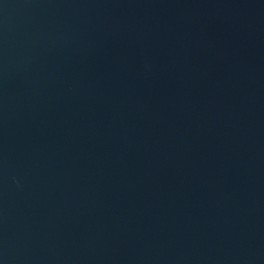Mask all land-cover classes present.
<instances>
[{
	"label": "water",
	"instance_id": "1",
	"mask_svg": "<svg viewBox=\"0 0 264 264\" xmlns=\"http://www.w3.org/2000/svg\"><path fill=\"white\" fill-rule=\"evenodd\" d=\"M0 264H264V0H0Z\"/></svg>",
	"mask_w": 264,
	"mask_h": 264
}]
</instances>
